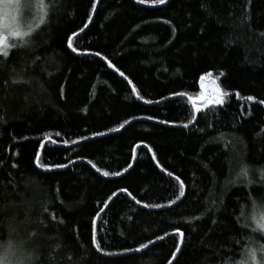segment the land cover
<instances>
[{"label": "trees", "instance_id": "trees-1", "mask_svg": "<svg viewBox=\"0 0 264 264\" xmlns=\"http://www.w3.org/2000/svg\"><path fill=\"white\" fill-rule=\"evenodd\" d=\"M47 1L0 57V247L15 264L261 256L264 0ZM202 77L230 95L197 113Z\"/></svg>", "mask_w": 264, "mask_h": 264}, {"label": "snow or ice", "instance_id": "snow-or-ice-1", "mask_svg": "<svg viewBox=\"0 0 264 264\" xmlns=\"http://www.w3.org/2000/svg\"><path fill=\"white\" fill-rule=\"evenodd\" d=\"M167 2V0H137V3H140V4H144V3H151L153 5H159V4H165ZM248 3L250 4L251 3V0H248ZM21 6L20 4V0H4V3L2 5H0V15L2 16H9V10H17L19 9ZM38 7H40L41 9L43 8V5L40 4L38 5ZM95 9H93L94 11ZM8 31L11 33V36L15 39H21L23 40L24 37L28 36V33L27 32H21L19 30L18 27L16 26H11L9 27ZM8 37L3 35L2 33H0V57H8L9 54H10V51L13 47H16V45L14 44H10L8 43ZM27 41H25L26 43ZM67 45L69 48L72 49V51H77V49L75 47H73V42H72V39H68L67 41ZM96 55H100L99 53H96ZM110 66L111 65V62H109ZM117 71H119V69H117ZM120 75L121 76H124V73L123 72H120ZM208 75H211L210 73ZM220 76H223L224 73H220L219 74ZM125 79H127V77H125ZM204 78L202 77L201 80H203ZM129 83H131V81H129ZM135 91V89H133ZM137 95H139V93H137ZM230 93L227 92V91H224L220 88H217L216 91H215V95L214 96H210V97H206L203 95V93L201 94V97L200 99L203 101V105L206 107L208 104H212V105H224L225 103V98L227 96H229ZM238 95V93H237ZM140 99H143V97H139ZM188 99L190 101H192L193 105L195 106L196 102L195 100H193V98L191 96L188 97ZM245 99L249 100V101H255V97H252V96H248V97H245ZM146 103H151V101H145ZM260 104H264V100H260L259 101ZM202 108L201 107H195V111L197 113L201 112ZM250 114V113H249ZM148 119H152L151 117H149ZM130 123V121H125L124 124H121L120 125V128L119 129H113V131H119L121 129H123L125 127L126 124ZM161 123H168L167 121H161ZM184 127H188L187 124L184 125ZM57 135H59V133H57ZM97 135H104V133H98ZM65 143H67V141H65ZM153 159H155V156L153 155ZM36 163L39 164V157L36 158ZM15 166V165H14ZM66 165H59L58 167H65ZM93 167H95V165H93ZM97 171H100L99 169H97ZM125 172L128 171V169L126 168L124 170ZM248 174H249V169L247 166H243L240 173L238 174V179L239 178H243L245 180L248 179ZM104 176H108L109 173L108 172H104L103 173ZM115 175H120V173H115ZM167 175L169 177H172L173 176V173L172 172H168ZM261 176L262 178H264V170H261ZM176 180L179 181L180 183V188H179V195L176 197V200H173L172 203H176L177 200H180L182 197H184L185 195V185L183 183V181L180 180L179 177H176ZM250 182V181H249ZM122 191H125L127 192L126 189L122 190ZM129 196H131V193H127ZM133 199H135V197H133ZM137 203H139V201H137ZM145 207H148V205H145ZM53 219H55V217H53ZM197 219H199V217H197ZM256 224H257V229H254V230H259L261 232H264V219H261L259 221H256ZM247 226V225H245ZM183 234L181 233V236ZM162 239V238H160ZM151 243V242H150ZM11 246V245H9ZM99 246L97 245V248ZM142 247H147V245H144ZM139 250V249H137ZM126 251H133L132 249H128ZM177 251H179V249H177ZM261 252H264V247H262L260 249ZM246 254L252 259V260H255L256 259V255H257V250L255 248H248L246 249ZM30 259V258H29ZM241 264H245L244 261L241 262Z\"/></svg>", "mask_w": 264, "mask_h": 264}, {"label": "rangeland", "instance_id": "rangeland-1", "mask_svg": "<svg viewBox=\"0 0 264 264\" xmlns=\"http://www.w3.org/2000/svg\"><path fill=\"white\" fill-rule=\"evenodd\" d=\"M4 3V0H0V5ZM20 8L17 10H9V16L0 15V33L7 36L8 43L18 44L19 42H25L28 37L42 24L45 20L48 12L47 0H20ZM42 4L41 9L38 5ZM16 26L21 32H27L28 36L23 40L15 39L8 31L9 27ZM203 92L206 97L214 96L216 87L210 80H203ZM203 106V102L200 103V107ZM240 171H234V179L238 180V174ZM252 219L254 222L264 219V207L254 208L252 211ZM0 264H15V255L11 246L0 247ZM245 264H264V252L262 255H256V259L252 260L250 257L245 261Z\"/></svg>", "mask_w": 264, "mask_h": 264}, {"label": "water", "instance_id": "water-1", "mask_svg": "<svg viewBox=\"0 0 264 264\" xmlns=\"http://www.w3.org/2000/svg\"><path fill=\"white\" fill-rule=\"evenodd\" d=\"M98 3H99V0H97L95 10H96V8H97V6H98ZM95 10H94V12H95ZM93 14H94V13H93ZM180 234H181V233H180ZM181 237H182V236H181Z\"/></svg>", "mask_w": 264, "mask_h": 264}]
</instances>
